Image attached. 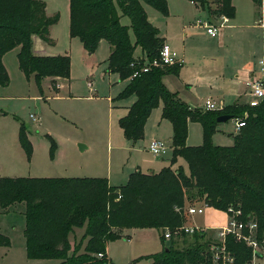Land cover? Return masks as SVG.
<instances>
[{
    "label": "trees",
    "instance_id": "16d2710c",
    "mask_svg": "<svg viewBox=\"0 0 264 264\" xmlns=\"http://www.w3.org/2000/svg\"><path fill=\"white\" fill-rule=\"evenodd\" d=\"M189 1L207 15L235 16L232 0ZM252 2L257 9L264 5V0ZM144 5L168 15L166 0H69V35L77 37L89 54L105 40L110 49L107 71L117 73L120 80L128 79L120 96L133 95L135 100L118 121L126 140L133 144L142 139L146 119L162 102L161 117L172 126L171 163L158 172L137 169L120 186L110 185L106 177L0 176V210L6 212L14 204L24 206L22 235L30 259L57 260L52 264H116L107 256L106 246L120 238L123 229L153 227L161 233L179 229L185 225L186 203L195 200L229 215L239 211L235 219L245 224L255 222L256 239L264 237V97L256 106L235 103L221 110H204L180 101L163 82L165 74L177 75L182 64L152 66L132 77L143 59L158 57L165 43ZM123 15L130 21L134 40L129 26L120 22ZM58 19V14L47 15L40 0H0V86L10 82L2 57L14 48L18 49L19 69L26 78H34L39 91L46 79L53 87L58 79H69L68 54L44 55L33 49L35 37L53 43L49 27ZM137 47L141 54L136 56ZM221 114H231L243 122L228 146L211 143L216 118ZM188 121L201 124L202 144L186 143ZM46 137L52 154L56 144L51 136ZM18 138L29 157L31 144L24 123H20ZM177 157L185 160L187 171L181 166L172 168ZM77 228L83 229L79 239ZM248 233L245 229L244 234ZM183 236L192 241L179 247L172 237L168 246L144 258L149 264H223L222 260L214 263L212 240H205V232L177 234ZM160 238L164 242L162 234ZM223 244L232 257L224 264H247L252 257L251 248L233 234H227ZM9 245V239L0 234V246Z\"/></svg>",
    "mask_w": 264,
    "mask_h": 264
},
{
    "label": "rangeland",
    "instance_id": "374dc122",
    "mask_svg": "<svg viewBox=\"0 0 264 264\" xmlns=\"http://www.w3.org/2000/svg\"><path fill=\"white\" fill-rule=\"evenodd\" d=\"M40 1L46 5L47 15H59L58 21L49 27V35L53 43L46 47L49 52L56 55L64 54L65 51L69 53L70 81L67 85L69 87L62 89L61 95L54 94L60 89V85L56 87L42 85V91H39L34 78L30 76L27 79L19 69L15 52L6 54L3 64L9 74L10 82L8 86H0V176L107 177L89 174L107 172V161L111 153L115 159L122 157V162L117 167L114 161L112 165L113 175L118 181L110 182L111 185L120 186L127 182L135 164H138L142 172L149 170L158 172L163 167L169 166L173 156L172 126L169 121L161 117L162 102L146 119L142 139L134 146H130L118 121L126 113V106L129 107L132 104L134 96L121 98L120 94L128 85V79L119 81L117 73L107 71L109 56L107 42L101 41L96 50L88 55L81 41L69 35V0ZM166 1L167 16H162L153 7L144 5L149 21L159 28L162 35L165 33L168 37L172 36L179 49L184 50L186 54L190 52L191 57L194 55L195 63H202L207 69H215L218 66L224 70L221 54L211 53L209 47L213 49L215 47L207 42L209 38L204 34L203 25H196L198 19L212 23L219 22L220 16L211 13L207 15L206 11L200 7L188 5L187 0ZM232 2L240 17L248 15L251 7L250 0H232ZM261 6L264 7V5ZM211 7L213 11L214 5ZM120 22L129 26L130 37L134 40L128 17L121 16ZM243 30L245 32L242 33H246V37L251 39L247 44L253 45L255 38L252 29L251 31ZM232 31L227 29L228 38ZM221 33H224V27L220 30L219 34ZM259 40L263 41L264 38ZM220 44L224 46V41L222 43L220 41L218 46H221ZM232 45L240 47L242 44L237 41ZM258 58L256 57V60ZM192 69L194 68H191V73H193ZM175 75L169 73L164 78L167 89L185 104L200 108L201 101L207 92L195 96L191 93L184 94L182 90L185 86L180 85V80ZM219 98L222 100L212 99L221 106L216 110L235 104V99ZM31 114L37 120H32ZM20 123L26 126L27 137L31 144L29 157L19 142ZM235 132H237L235 118L217 122L211 135V143L220 146L231 145ZM46 135L51 136L56 144L52 154L51 143ZM152 139H160L167 143L168 149L164 155L154 156L149 152L147 147ZM202 142L201 124L188 121L187 143L196 146ZM171 166L172 168L181 166L187 171V164L182 157H177L176 162ZM92 167L95 169L92 170ZM123 178L124 180L121 181ZM193 202H187L186 207L202 204L197 200ZM20 207L21 204H14L6 212L0 210V234L10 241L9 247L0 246V264L56 263L57 260L30 259L25 255L22 236L24 215ZM229 221V214L226 211L207 206L201 216L186 212L184 224L192 226L197 222L201 225L197 226L200 227L219 229L227 226ZM205 230V240L218 241L217 230ZM160 234L162 233L153 227L123 229L120 238L107 243L106 254L116 264H129L132 261H135V264H149V260L144 258L146 255L160 252L163 246L169 245V240L165 239L162 242ZM175 240L176 246L179 247L186 246L190 240L192 241L190 236H175ZM244 243L247 245V242ZM249 247L252 250L250 260H253L255 264H264V250ZM249 261L247 264L250 263Z\"/></svg>",
    "mask_w": 264,
    "mask_h": 264
},
{
    "label": "crops",
    "instance_id": "0c3cea01",
    "mask_svg": "<svg viewBox=\"0 0 264 264\" xmlns=\"http://www.w3.org/2000/svg\"><path fill=\"white\" fill-rule=\"evenodd\" d=\"M187 1H188L187 2L188 5L195 6L196 8L198 7L193 2H191L189 0H187ZM250 3H251V7L249 8L248 15H245V16L241 15V17H240V15L237 14V10H235V16L233 18H227V21L224 25V33L223 34L221 33V35L219 34L220 36L218 35L216 37H211L209 34L206 33V31L204 32L205 36H207L209 38V40L207 39V42H209V44L211 46L215 47L214 49L212 47H209L211 49V53L212 54H214V53H220L221 54V58L224 60V70L219 68L218 66L215 67V69H207L202 63H195L194 62V55L191 57L189 55L190 52H188L186 54L184 50L179 49L177 47V44H176L174 38L170 35L168 37L165 33H164L165 36L162 35L159 28H158L159 35L162 38H164V42L167 43L172 49L176 50L183 59L182 65H181L180 69L178 70V74L175 75V77L179 78L180 83H181L180 85L185 86L184 89L182 90L183 93L186 95H189L191 93L195 96V95H198L199 93H203L205 91L207 92L204 96V99L201 101L200 108L203 107V102L207 98L218 99L219 101H221L222 98H219V97H224V99H225V97H228L230 100L235 99L234 100L235 103H240V104H247L248 101L251 99L247 82L251 78V76H252L251 74L256 73V71L258 69V60L262 56H264V40L263 41L259 40L260 38H264L263 37L264 36V7L261 6L259 9H257L256 6L254 5V3L252 2V0H250ZM232 4H233V2H232ZM46 12H47V10H46ZM148 18H149V16H148ZM207 19H208V17H207ZM227 29L233 30L232 31L233 33L230 34V38H228L229 33H227ZM243 29H245V30L248 29V31H251V29H252V32L254 33L253 37L255 38L253 45L251 44V46H250L247 44L249 41H251V39L246 37V33H242V32H245ZM257 29H261V30L259 31ZM248 34H250V33H248ZM236 36H239V37H236ZM101 41H104V40H101ZM220 41H221V43L224 41V46H222V44H220L221 46H218ZM237 41H239L242 44L240 47H234L232 45V44H235V42H237ZM46 45H49V44L45 43L44 41H42L41 39H39L37 37H35L33 40V49L35 52L40 53V54H44V55H56L53 52H49L47 50ZM107 45H108V43H107ZM173 47H175V48H173ZM108 50L110 52L109 45H108ZM11 51H14L15 55L17 57L18 49L14 48V49L10 50L9 52H7L3 55L2 62L4 61L6 54L10 53ZM136 52H139V53L136 54ZM191 53L194 54V52H191ZM203 53H204V51H203ZM64 54H69V53L67 51H65ZM87 54L90 55L89 53H87ZM134 54L136 56L141 54L140 48L139 49L136 48ZM256 57L257 58L259 57V58L256 60ZM187 63H188V65H187ZM191 68H194V69H192L193 73H191ZM168 75L169 74H166L163 77V82H164V78ZM27 79H29V78H27ZM221 79H224V80L221 82V81H219ZM69 81H70L69 79H67V80L58 79L57 86L60 85V89L57 92H55L54 94L55 95L63 94V93H61V90L69 87V86H67L69 84ZM119 81H122V80L119 79ZM42 85L49 87V85H51V84H50L49 80L46 79L43 81ZM241 88H243V89H241ZM54 94H52V95H54ZM134 100H135V96H134ZM126 111H127V106H126ZM126 141L130 144V146H134L139 140L133 144L128 140H126ZM186 143H187V139H186ZM82 149L83 148H81V150ZM113 161H114V165L117 167L119 165V163L122 162V157L120 156L119 158L115 159L112 157V155L110 153V155L108 157V161H107V166H108L107 172H103L101 174L94 173V174H89V175H105V176H107L106 178H107L110 185L112 182H117L118 181L117 178L113 175V167H112ZM94 169H95V167H92V170H94ZM137 169H139L138 164H135V168L133 170L135 171ZM133 170H132V172H133ZM147 172H154V170H149ZM115 175H117V174H115ZM12 177H18V176H12ZM27 177H35V176H27ZM122 180H124V178L121 179V181ZM205 207H207V206H205ZM20 209H22V213H23V211H24L23 204H21ZM203 214H204V212L202 214H200V216ZM195 216H197V215H195ZM196 220H197V218H196ZM195 225H200V224H197V222H196ZM207 228L210 230H213V231H216V230L218 231L220 229V228L219 229H212L209 227H207ZM82 231H83L82 228H80V229L77 228L75 230V235L78 239L82 235L81 234ZM23 240H24V243H23L24 244V252L26 255L24 237H23ZM6 247H9V246H6Z\"/></svg>",
    "mask_w": 264,
    "mask_h": 264
},
{
    "label": "built area",
    "instance_id": "2783aa9c",
    "mask_svg": "<svg viewBox=\"0 0 264 264\" xmlns=\"http://www.w3.org/2000/svg\"><path fill=\"white\" fill-rule=\"evenodd\" d=\"M219 22L212 23L211 21H204L201 19H198L196 21V25L200 26L203 25L204 30L207 34H209L211 37L218 36L220 30L222 27H224L227 18L223 15L219 17ZM183 59L179 55V53L172 49L167 43H164L162 47L160 48L159 55L157 58L151 60V61H145L143 59V63L138 69H135V71L132 74V77L138 75L140 72H146L149 70L152 66H165V65H174V64H182ZM134 65V63H132ZM135 66V65H134ZM251 78L247 82V85L249 87V94L251 96V99L248 101V105L250 106H256L258 103L263 99L264 97V56H262L258 60V69L256 73L251 74ZM218 108H221V106H218L212 99L207 98L203 102V109L204 110H216ZM32 120H37L35 116L32 114L30 115ZM243 125V122L241 120L235 118V126L238 130L240 126ZM148 150L149 152L154 156H162L166 153L168 149V145L165 141L160 139H152L150 140L148 144ZM205 205L201 204L198 206H191L187 208V213L189 214H202L204 212ZM239 211H233L232 215H229L230 221L227 226H224L220 228L217 231V237L219 238L218 241L212 240V246L213 249V261L214 263H218L219 260L224 262H230L232 261V257L226 252L224 248V239L227 234H233L237 240H242L244 242H247L248 246H251L254 249H261L260 251L264 250V237L261 241H258L255 237V232L257 225L255 222H249L248 224H245L243 221H239L235 219V215H239ZM205 229H208L207 227L203 226H197V225H184L179 229H175L174 231H171L169 229H165L162 232V235L164 239L169 240L172 237L177 236L179 232H184L186 234H193L195 231H206ZM248 229V234H244V230ZM219 243L218 245H216ZM249 264H255L253 260L249 261Z\"/></svg>",
    "mask_w": 264,
    "mask_h": 264
},
{
    "label": "water",
    "instance_id": "95a60500",
    "mask_svg": "<svg viewBox=\"0 0 264 264\" xmlns=\"http://www.w3.org/2000/svg\"><path fill=\"white\" fill-rule=\"evenodd\" d=\"M233 118L231 114H221L216 118L217 122H224L227 121L228 119Z\"/></svg>",
    "mask_w": 264,
    "mask_h": 264
}]
</instances>
